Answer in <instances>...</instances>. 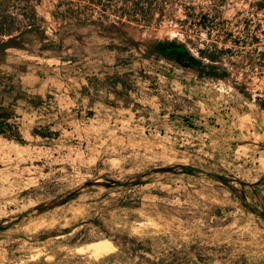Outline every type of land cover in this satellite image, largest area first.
<instances>
[{
    "label": "rangeland",
    "instance_id": "1",
    "mask_svg": "<svg viewBox=\"0 0 264 264\" xmlns=\"http://www.w3.org/2000/svg\"><path fill=\"white\" fill-rule=\"evenodd\" d=\"M29 4L40 31L22 49L59 53L57 32L71 26L82 50L152 60L166 79L132 83V130L89 113L58 131L24 121L23 143L0 136V264H264V0H153L147 27L120 18L132 14L121 0ZM163 39L195 57L217 46L227 76L198 78L158 59L150 45ZM10 79L0 69V86ZM97 242L107 243L100 253Z\"/></svg>",
    "mask_w": 264,
    "mask_h": 264
},
{
    "label": "crops",
    "instance_id": "2",
    "mask_svg": "<svg viewBox=\"0 0 264 264\" xmlns=\"http://www.w3.org/2000/svg\"><path fill=\"white\" fill-rule=\"evenodd\" d=\"M80 34L74 27H61L57 37L66 46L54 55L17 48L6 50L0 69L11 79L8 86H0V105L12 108L18 127L25 121L31 123L30 130L42 124L58 131L66 124L79 126L93 113L92 116L108 118L120 128L132 130V83L144 84L147 79L141 74L152 72L160 77L159 81L166 79L153 68L152 60L147 61V66L132 62V57L122 59L119 49L108 46L82 50ZM158 59L156 62L162 61ZM182 79L187 78L177 77L168 83L178 87ZM35 100L38 102L33 104ZM46 102L50 104L47 107ZM163 121L167 122L160 120ZM27 136L37 137L30 131Z\"/></svg>",
    "mask_w": 264,
    "mask_h": 264
},
{
    "label": "trees",
    "instance_id": "3",
    "mask_svg": "<svg viewBox=\"0 0 264 264\" xmlns=\"http://www.w3.org/2000/svg\"><path fill=\"white\" fill-rule=\"evenodd\" d=\"M23 4L20 6H14L11 8L9 5V0H0V64L4 61L6 50L9 48H19L22 49L20 45V39L23 38L25 34L31 33L32 31H40L37 26V16L34 6H30L29 0H24ZM122 3L126 5L128 10L132 13L121 14L120 18L126 17V22L134 23L136 25H141L143 27L149 26V21L145 20L152 9L153 0H121ZM88 4L93 6H100L102 0H86ZM14 9L16 12L20 11L19 15L23 17L30 15L32 22L23 24L21 21L17 20L16 17L8 15V11ZM75 21L80 23V14L74 11L67 13ZM128 15V16H125ZM132 17V18H129ZM142 21V23H140ZM67 23L66 21L62 22ZM124 23V22H123ZM92 24H97L93 22ZM150 52L155 54L158 58L164 59L166 61L177 64L179 67L193 72L198 78H210L218 79L220 77H225L227 74L220 71L219 67L215 64L218 62V51L217 46H214L213 50L198 49V57H195L188 50L187 46L176 40H154L150 45ZM241 93L244 89L239 88ZM16 114L10 106L0 105V136L8 140L15 141L17 143H23V138L20 133L18 124L15 122ZM32 134L45 137L44 134H40L38 130H33ZM180 169L182 173L192 174L195 172H200L197 169H191L186 166H181ZM209 177L221 180L222 178L213 174H206ZM134 241L135 239L132 238ZM134 249H132V253ZM139 264V263H137Z\"/></svg>",
    "mask_w": 264,
    "mask_h": 264
},
{
    "label": "bare ground",
    "instance_id": "4",
    "mask_svg": "<svg viewBox=\"0 0 264 264\" xmlns=\"http://www.w3.org/2000/svg\"><path fill=\"white\" fill-rule=\"evenodd\" d=\"M108 244H109V242H108ZM106 246H107V243H95V244H93V246H92V248L94 249V251L96 252V253H100V252H102L103 250H105V248H106ZM108 247H111V246H108ZM110 252V251H109Z\"/></svg>",
    "mask_w": 264,
    "mask_h": 264
}]
</instances>
